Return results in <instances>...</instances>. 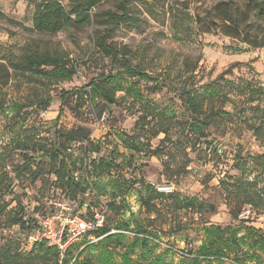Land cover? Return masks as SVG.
<instances>
[{
	"label": "rangeland",
	"instance_id": "374dc122",
	"mask_svg": "<svg viewBox=\"0 0 264 264\" xmlns=\"http://www.w3.org/2000/svg\"><path fill=\"white\" fill-rule=\"evenodd\" d=\"M36 1L0 0V62L8 65L11 60L20 59L24 47L34 41L42 45L45 42L54 43L66 51L71 63L77 67V73L70 80L42 89L30 82L26 75L9 69L8 83L1 90V96L7 104L0 112V151L6 148L13 137L10 120L16 111L14 102L34 100L36 89L50 95L51 104L47 110L41 111L35 107L29 109L25 128L53 143L59 139L57 130L87 128L90 141L76 143L75 154H81L85 149L84 144H87L90 151L99 148L98 152H90L91 155L109 156L118 164L112 174L105 173L91 179L89 186L95 200H99V197L109 202L115 200L118 209L110 210L106 224L115 228L125 220L129 222L131 230H136L141 223L154 237L149 251H144L132 235L123 239L120 248L104 249L97 241L92 247L87 239H81L69 249L67 259L82 252V258H92L94 264H197L194 257L207 238L204 226L215 223L223 228L231 227L223 234L226 241L224 251L229 257L199 264H234L237 258L246 256L249 257L245 260L247 264H264V249L259 246L258 235L249 234L243 227L254 226L264 232V212L246 206L237 218L232 216L220 187V180L226 174L241 175L233 167L238 155L264 154V140L257 139L245 125L231 124L226 117L224 122L220 120L210 128L207 139L210 144H203L192 153L188 171L172 182L164 175L166 155L150 156L147 147L137 153L121 142L122 136L141 137V142H145L148 132L140 126L136 128V123L146 112L147 105L166 109L180 120L187 118L177 91V87L183 84L178 74L184 79L186 70L195 64L198 66L195 72L198 88L216 79L222 82L219 77L223 73L225 79L253 82L264 90V18L256 16L253 3L250 0H191L188 9L190 33H185L186 30L181 28V39L174 37L171 23L172 16L183 9V0H149L156 10L155 17L148 15L142 3L134 5L137 15L144 19L143 25L139 29L115 26L110 41L137 51L144 63L150 64L148 70L153 72L140 78L121 71L111 63L110 58L94 48L96 30L113 26L105 12L111 10L121 13L119 3L122 0H100L93 10L98 16L93 17L91 24L55 35L31 30ZM226 13L232 15L233 24H230L237 29L225 26L223 17ZM104 74L113 76L119 86L118 102L109 105L94 98L93 106L96 107L88 102L78 109L75 97L68 93L80 91L92 79L99 80ZM152 76L158 77L166 86L159 88ZM87 90L90 91L91 87H87ZM64 97H67L65 102L62 100ZM225 109L233 112L230 104ZM60 112L61 117L56 120ZM163 136L161 134L151 140L152 148L159 144ZM22 160L21 152H14L10 157V166ZM42 169L44 175L41 178L35 181L23 179L15 189L28 214H33L38 206L47 209L57 197L62 198L52 184L55 177L46 173L48 166L44 165ZM245 176L249 180L256 178L259 187L264 189L263 164L254 165L250 162ZM149 184L160 191L174 190L182 198H193L205 202L207 206L213 205L215 211L210 212L208 209L203 215L182 212L183 227L177 232H173L171 222L164 216L149 225L151 219H148L140 203V196ZM8 198H13V195ZM9 234L22 239L24 237L16 226L3 230V235Z\"/></svg>",
	"mask_w": 264,
	"mask_h": 264
},
{
	"label": "trees",
	"instance_id": "16d2710c",
	"mask_svg": "<svg viewBox=\"0 0 264 264\" xmlns=\"http://www.w3.org/2000/svg\"><path fill=\"white\" fill-rule=\"evenodd\" d=\"M175 1L180 2L181 0ZM250 1L256 8V16L264 18V0ZM99 3L100 0H68L67 3L62 0H37L32 16L31 30L39 34L55 35L71 28L82 29L91 24L94 16H98L93 13V10ZM139 3L145 5L149 16L155 17L156 10L149 0H122L119 3L121 13L111 10L105 12L108 21L113 26L106 27L104 30H96L94 48L110 58L111 63L121 71L141 78L149 76V72H153L148 70L150 64L144 63L143 57L137 51L126 45L118 46L110 41L115 26L124 25L130 29L141 28L144 19L137 15L134 7ZM182 4L183 9L179 14L172 16V32L176 39H181V28L186 30L185 33H190L188 9L191 0H183ZM223 21L228 29L235 28L230 24H233L230 13L224 15ZM136 60L138 62H135ZM197 68L198 66L195 64L191 69H187L184 79L182 75L178 74L183 81V84L177 87V91L188 115L185 120L178 119L175 114L166 109L147 105L146 112L136 123V128L140 126L141 129L148 132L145 142H141V137L137 139L133 136L121 137L123 145L134 152L141 153L144 151V147H147V154L150 156L166 155L164 175L171 182L188 171L187 168L192 162L191 154L195 153L203 144H210V141L207 140L210 136V128L220 120L224 122L226 117L231 124L245 125L257 139L264 140V90L253 82H236L225 79L223 73L219 77L222 82L216 79L198 88L195 80ZM9 69L26 75L30 82H34L42 89L59 84L64 80H70L77 73V67L71 63L66 51L57 44L45 42L42 45L39 41H34L24 47L20 59L11 60L8 65L0 62V112L7 104L6 99L1 96V90L8 83ZM110 74L102 75L99 80L92 79L80 91L68 93L75 97L78 109L88 102L93 106L94 98L101 99L104 104L109 105L118 102L119 86ZM153 78L156 79L159 88L166 86L158 77L154 76ZM87 87H91V90L88 91ZM33 98L34 100L26 103L14 102L16 111L10 120L13 137L6 148L0 151V238L2 241L0 242V264H60L59 251L55 247L41 242L26 253L22 249L23 239L10 234L5 236L3 230L16 226L20 234H27L38 226L37 215L47 217L56 212L55 200L71 205L77 203L76 208H78L79 196L85 192L88 179L91 180L105 173L112 174L114 168L118 166L115 159L109 156L92 158L93 151H90L89 145L83 149L81 154L69 151L73 143L90 141V131L85 127L57 130L59 139L54 143L30 132L28 128H25L29 109L35 107L45 111L51 104V96L43 94L39 89H36ZM66 98L64 97L62 100L65 102ZM227 104L232 106L233 112L225 109ZM24 109L26 112L23 113ZM61 114L62 112L59 113L56 120L60 119ZM101 114L102 112L99 115ZM161 134L164 136L159 140V144L152 148L151 140L158 138ZM94 150V152H98L99 148L96 147ZM14 152H21L23 160L10 166V157ZM238 157L233 167L239 170L241 175L226 174L220 180V187L224 192L229 213L236 218L246 206H250L257 212H264V189L259 187L256 178L249 180L245 176L246 168L250 162L254 165L263 164L264 167V154L238 155ZM44 165L48 166L47 175L55 177L52 184L58 189L57 194L62 198L57 197L47 209L38 206L33 210V214H28L25 205L18 199L20 196L15 189L23 179L35 181L41 178L44 175L42 169ZM174 167L175 169H173ZM75 171H79L77 178L74 175ZM123 181L125 182V180ZM145 188V193L140 196V203L141 207L145 209L148 219H151L149 225L164 216L171 222L170 228L174 229L173 232H177L183 227L182 212L203 215L208 209L210 212L215 211L213 205L207 206L205 202L193 198H182L174 190L160 191L151 184ZM11 195L13 198H8ZM14 201H17L16 205L12 206ZM108 205L111 211L118 209L115 200L108 201ZM243 227L248 230L249 234L258 235L259 246L264 249L263 230L249 225ZM112 228L114 227L105 224L94 231L97 236H103L97 241L102 248H120L123 245V239L132 235L144 251H149L151 240L154 237L150 235L146 227L144 228L143 224L140 223L136 230H131L129 222L122 220L114 228L121 232L109 234ZM204 229L207 238L194 257L196 263L228 258L229 256L224 251L226 241L223 234L231 227L223 228V226L214 223L210 226L205 225ZM94 243H91L92 247L95 246ZM82 255L81 252L72 256L71 259L66 257L62 264H94L92 258H82ZM248 258V256L237 258L233 263L247 264L245 260ZM72 259H74L73 262Z\"/></svg>",
	"mask_w": 264,
	"mask_h": 264
},
{
	"label": "built area",
	"instance_id": "2783aa9c",
	"mask_svg": "<svg viewBox=\"0 0 264 264\" xmlns=\"http://www.w3.org/2000/svg\"><path fill=\"white\" fill-rule=\"evenodd\" d=\"M85 148L87 144H84ZM76 143L69 148L70 152H75ZM93 154L92 158H96ZM75 177L79 171L74 172ZM91 180L88 179L85 192L79 196L80 204L71 205L69 203L56 200L54 205L56 212L47 217L37 215L38 226L24 235L22 249L30 252L37 244L46 242L49 246L55 247L59 251V263L66 259L69 249L77 241L87 239L90 243L100 240L103 236H97L94 231L106 224L107 216L110 212L108 201L99 197L93 198L92 189L89 188ZM162 191H172L170 189ZM120 230L112 228L110 233H118ZM126 232V231H125ZM129 233V232H126ZM74 259L72 260V262Z\"/></svg>",
	"mask_w": 264,
	"mask_h": 264
}]
</instances>
